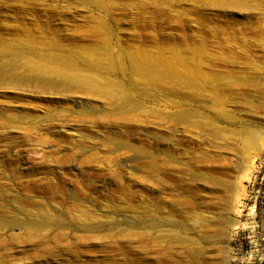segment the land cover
Here are the masks:
<instances>
[{"label":"rangeland","instance_id":"rangeland-1","mask_svg":"<svg viewBox=\"0 0 264 264\" xmlns=\"http://www.w3.org/2000/svg\"><path fill=\"white\" fill-rule=\"evenodd\" d=\"M0 264H264V0H0Z\"/></svg>","mask_w":264,"mask_h":264},{"label":"bare ground","instance_id":"bare-ground-1","mask_svg":"<svg viewBox=\"0 0 264 264\" xmlns=\"http://www.w3.org/2000/svg\"><path fill=\"white\" fill-rule=\"evenodd\" d=\"M58 57H59V56H56V55L54 54V55H51V56H50L49 60H50L51 62H54V63H55L56 60H59ZM61 64H64V63H61ZM66 64H67V63H66Z\"/></svg>","mask_w":264,"mask_h":264}]
</instances>
